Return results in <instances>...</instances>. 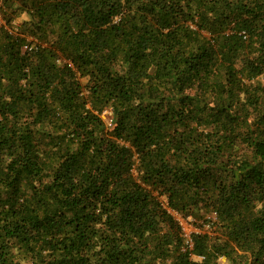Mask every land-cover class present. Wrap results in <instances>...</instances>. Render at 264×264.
Masks as SVG:
<instances>
[{
	"label": "trees",
	"instance_id": "1",
	"mask_svg": "<svg viewBox=\"0 0 264 264\" xmlns=\"http://www.w3.org/2000/svg\"><path fill=\"white\" fill-rule=\"evenodd\" d=\"M1 13L0 264H264V0Z\"/></svg>",
	"mask_w": 264,
	"mask_h": 264
},
{
	"label": "rangeland",
	"instance_id": "2",
	"mask_svg": "<svg viewBox=\"0 0 264 264\" xmlns=\"http://www.w3.org/2000/svg\"><path fill=\"white\" fill-rule=\"evenodd\" d=\"M1 1V0H0ZM26 19V16L23 15V16H20V17H17L15 18V21H13V24L14 25H17L19 23H21L23 20ZM105 120L106 122L111 125L112 124V115L110 112L106 113L105 115ZM204 214L206 216V220L209 221L210 219V216L211 215H208L205 211H201V215L200 217H198L197 220L194 221V219L192 218H183L182 216H179V215H176V218L178 220L181 221L182 225H183V230H184V234H185V237L186 239H190V236L192 233L194 232H200L202 231L203 229H201V227H199L198 225L196 224H199L200 226H202V222H207V221H204L205 220V217H203ZM197 222V223H195ZM206 228H208V226H205L204 230H206ZM241 254V253H240ZM236 257V255H234ZM218 263L219 264H232L230 261H228L225 257H222L218 260Z\"/></svg>",
	"mask_w": 264,
	"mask_h": 264
},
{
	"label": "built area",
	"instance_id": "3",
	"mask_svg": "<svg viewBox=\"0 0 264 264\" xmlns=\"http://www.w3.org/2000/svg\"><path fill=\"white\" fill-rule=\"evenodd\" d=\"M1 7H2V0L0 1V23H4V21H3V18H2V13H1ZM180 216V215H179ZM178 220V219H177ZM179 221V223L181 224V226L183 227V225H182V223H181V221L180 220H178ZM184 228V227H183ZM189 243H191V239H188L187 240Z\"/></svg>",
	"mask_w": 264,
	"mask_h": 264
}]
</instances>
